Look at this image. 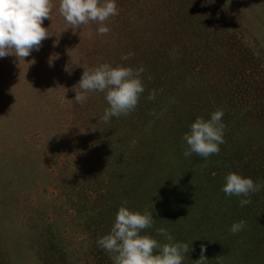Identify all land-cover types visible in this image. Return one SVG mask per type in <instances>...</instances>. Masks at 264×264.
Wrapping results in <instances>:
<instances>
[{
    "label": "rangeland",
    "instance_id": "1",
    "mask_svg": "<svg viewBox=\"0 0 264 264\" xmlns=\"http://www.w3.org/2000/svg\"><path fill=\"white\" fill-rule=\"evenodd\" d=\"M52 2L39 51L0 59V264H113L97 240L121 206L153 211L142 234L169 229L183 264L202 244L206 264H264V187L244 207L221 191L233 172L264 185V0H116L106 35ZM104 63L142 66L145 87L107 124L105 93L74 100ZM218 109L220 152L185 157L184 133Z\"/></svg>",
    "mask_w": 264,
    "mask_h": 264
},
{
    "label": "clouds",
    "instance_id": "2",
    "mask_svg": "<svg viewBox=\"0 0 264 264\" xmlns=\"http://www.w3.org/2000/svg\"><path fill=\"white\" fill-rule=\"evenodd\" d=\"M52 0H0V59L9 56L16 58L29 57L33 50L39 51L43 40L49 37L43 21L51 20ZM59 13L68 26L79 28L90 21L98 24L97 33L106 35L110 28L105 24L109 18L118 16L116 0H59ZM68 27V28H69ZM134 53L122 55L127 61ZM34 63V61L32 62ZM78 64V63H77ZM144 68L126 66H111L108 63L83 71L78 82L79 92H75L76 103L83 104L88 99V93H105L109 105L100 119L108 123L112 117L128 115L138 105L145 91L143 76ZM148 99H155V92H150ZM223 109H218L210 115V119L196 118L182 139L186 142L185 157L193 153L207 159L220 152L224 141L222 122ZM264 185L254 183L251 178L238 173H229L221 191L226 196L242 197L241 207L251 203V194L257 193ZM155 219L153 211H134L121 206L116 213L110 232L97 240V245L104 251L114 254L113 264H183L185 254L190 248L187 243L174 242L169 229L160 227L156 234L163 237L167 243H160L144 230L153 228ZM246 228L243 220L235 222L230 232L236 234ZM205 246L200 247V264L208 260L204 253Z\"/></svg>",
    "mask_w": 264,
    "mask_h": 264
}]
</instances>
